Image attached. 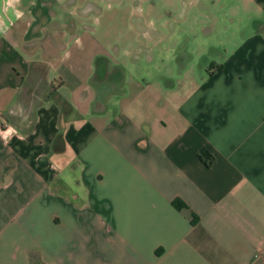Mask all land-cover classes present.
<instances>
[{"label":"crops","instance_id":"obj_1","mask_svg":"<svg viewBox=\"0 0 264 264\" xmlns=\"http://www.w3.org/2000/svg\"><path fill=\"white\" fill-rule=\"evenodd\" d=\"M207 1L209 23L149 40L139 81L83 17L19 0L0 31V264H264V0ZM183 28L221 37L190 50L198 72Z\"/></svg>","mask_w":264,"mask_h":264},{"label":"rangeland","instance_id":"obj_2","mask_svg":"<svg viewBox=\"0 0 264 264\" xmlns=\"http://www.w3.org/2000/svg\"><path fill=\"white\" fill-rule=\"evenodd\" d=\"M54 8L59 5L70 11V17L77 20V15L83 17L84 23L94 30V35L104 43L111 44V51L118 58L126 55L125 68L140 81L149 79L156 73L155 47L150 44L163 25L186 27L187 23H209L207 13L211 3L207 0H57ZM207 5V8L205 7ZM19 0H0V31L15 15ZM83 13V14H82ZM194 27V26H193ZM216 31V30H215ZM181 33V72L193 70L198 72L204 63L190 54L198 45L208 49L207 40L220 39L219 33L203 36L197 28H183ZM188 49V53L183 50ZM156 57V56H155ZM166 65H170L164 60ZM151 73V76H148ZM184 76L182 75V79Z\"/></svg>","mask_w":264,"mask_h":264},{"label":"trees","instance_id":"obj_3","mask_svg":"<svg viewBox=\"0 0 264 264\" xmlns=\"http://www.w3.org/2000/svg\"><path fill=\"white\" fill-rule=\"evenodd\" d=\"M198 157H200L206 165L209 164L212 160L211 154H209L205 150L199 151ZM171 205L176 209H180L182 207H185L184 203L177 198L171 200ZM191 217H192L191 222L193 223L194 222L193 221V214L191 215Z\"/></svg>","mask_w":264,"mask_h":264},{"label":"built area","instance_id":"obj_4","mask_svg":"<svg viewBox=\"0 0 264 264\" xmlns=\"http://www.w3.org/2000/svg\"><path fill=\"white\" fill-rule=\"evenodd\" d=\"M258 254H261L263 256V258H264V249L262 251H260Z\"/></svg>","mask_w":264,"mask_h":264}]
</instances>
